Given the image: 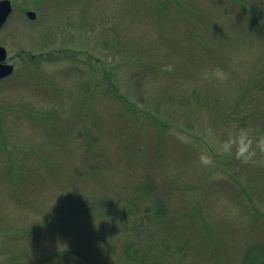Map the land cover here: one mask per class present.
Listing matches in <instances>:
<instances>
[{
  "label": "rangeland",
  "instance_id": "374dc122",
  "mask_svg": "<svg viewBox=\"0 0 264 264\" xmlns=\"http://www.w3.org/2000/svg\"><path fill=\"white\" fill-rule=\"evenodd\" d=\"M242 1L251 26L229 0H11L0 45L14 70L0 79V130L28 173L9 177L2 153L0 264H125L101 248L124 238L98 241L109 220L81 218L82 208L111 197L115 212L138 180L165 198L176 233L191 234L178 264H239L244 248L264 246V151L246 162L221 150L228 131L264 138V0ZM145 63L154 69L132 78ZM103 67L132 109L104 87L91 93ZM145 112L172 123L158 129ZM58 220L73 232L52 229Z\"/></svg>",
  "mask_w": 264,
  "mask_h": 264
},
{
  "label": "trees",
  "instance_id": "16d2710c",
  "mask_svg": "<svg viewBox=\"0 0 264 264\" xmlns=\"http://www.w3.org/2000/svg\"><path fill=\"white\" fill-rule=\"evenodd\" d=\"M231 3H233L234 7H240L243 9L246 13L245 17L243 19L248 21L246 24L249 26L253 25L256 21L254 17V13L248 10L247 3L245 4L242 0H229ZM241 1V2H240ZM226 13H230L229 10H225ZM231 14V13H230ZM114 45H116V40L112 41ZM99 46H101L104 49L111 48V43L108 42L107 39L102 40L99 42ZM113 46V45H112ZM116 54L118 55V51H120L116 46ZM28 58V57H27ZM154 66L153 64L145 63L140 67V71H134L131 74L132 78H138L141 79L144 72L148 70H153ZM103 71V82L95 81L92 82V91L91 93L101 87H104V93L110 94L112 97L116 98L117 100H122V102L129 103V106L131 105L134 107L130 100L127 99L126 96H123L122 94H119V87L115 81H113L112 73L106 70L104 67L101 69ZM143 72L141 75L140 72ZM135 81L136 83L139 82ZM100 88V94L104 95L103 90ZM90 93V89L85 90V96H88ZM198 90H194L192 93V96L196 99L197 96H199ZM139 96V101H141ZM212 96L210 93H207L205 98L208 99V101H211ZM185 98L179 99V104L182 107H185L184 100ZM138 101V102H139ZM225 107L222 109L224 112L227 111H234V106L232 102L225 101L224 102ZM195 105L197 107L201 106V101L197 100L195 101ZM206 105V103H205ZM212 107H215L212 105ZM156 111V109H155ZM147 119L149 122H154V124L157 126L158 129H164L169 125L168 120H160L158 118V115L156 114H150V112H145ZM228 113V112H227ZM225 118H227L226 114H224ZM185 128L191 129V125L188 123H185ZM89 130H85L88 132ZM53 132V131H52ZM80 133V132H79ZM85 134L80 133V136L82 138L85 136ZM87 135V134H86ZM258 136V134H256ZM55 136L60 137V135H57V132H55ZM88 136V135H87ZM89 137V136H88ZM90 138V137H89ZM91 139V138H90ZM0 146L2 145L0 149V156H2V153L6 156L7 161V173L9 177H13L14 175L23 176L28 173V169L26 167L22 168H16L13 164L11 155L8 153L6 149V143L7 139L5 137V134L2 130H0ZM92 141V139H91ZM88 145V144H87ZM87 153L94 152L93 149L90 148V146L82 147ZM92 151H90V150ZM23 159V158H22ZM88 165V163H86ZM235 173H238V171H235ZM164 197L160 196L156 190V188H153L152 186H148V184H144L141 182V180H138L137 185H135L130 192V196L126 198L125 201L128 203H125L124 207L118 208L115 212H112V206L114 205L112 202L111 197H95L85 205L84 208H82V215L81 218H92L96 220H100L103 222L105 219V222L109 220L106 224V226L102 227V231L97 235V240L101 243L104 242L107 237L113 238L115 240L117 236V240L119 238H124L121 242L120 248L114 245H109L108 241L106 245H102L103 253L102 255L105 256H111L116 257L117 260H120L122 263L125 264H178L179 260H175L173 255H178L179 251L183 248H189L187 245L189 241H191V234L187 233L184 234V232H178L176 233L177 228L172 227L169 224H171L170 221L165 220V216L167 214V205L164 201ZM148 200V201H145ZM81 210V208H80ZM114 217V222L111 224L110 219ZM103 219V220H102ZM174 223V222H173ZM119 224L122 226L121 229H119ZM168 224V225H167ZM54 228L60 229H66L67 231H71L69 228H66L64 226V222L58 220L54 221L53 224ZM159 225V227L153 228V226ZM174 225V224H173ZM207 225V224H206ZM50 226V225H48ZM47 226V227H48ZM209 227V225H207ZM43 228L42 226H35V229H32L31 232L36 231L37 232ZM46 228V227H45ZM73 228V226H71ZM210 228V227H209ZM208 228V229H209ZM88 229H85L82 231V233L87 232ZM173 231V232H172ZM180 231V230H179ZM169 232V235L167 233ZM172 234H171V233ZM68 233V232H67ZM98 231L96 232V234ZM181 233L180 235H177ZM95 234V235H96ZM34 235V233H32ZM12 236V234H9V237ZM78 236V235H77ZM172 236H178L180 238V242L172 243V240H169L168 237ZM73 246H68L67 250L68 252L73 253H79L78 250L76 251L74 249H71ZM239 264H264V246L260 244H253L248 246L247 248L243 249L242 255L240 257ZM14 261V260H13ZM12 262V260L10 261ZM36 264H42V261Z\"/></svg>",
  "mask_w": 264,
  "mask_h": 264
},
{
  "label": "clouds",
  "instance_id": "9594fccd",
  "mask_svg": "<svg viewBox=\"0 0 264 264\" xmlns=\"http://www.w3.org/2000/svg\"><path fill=\"white\" fill-rule=\"evenodd\" d=\"M221 150L224 154L233 155L235 158L247 162L256 155L257 150L264 151V138L254 136L250 128L228 131L226 138L222 142ZM211 162L210 159L203 160L205 164H210Z\"/></svg>",
  "mask_w": 264,
  "mask_h": 264
},
{
  "label": "water",
  "instance_id": "95a60500",
  "mask_svg": "<svg viewBox=\"0 0 264 264\" xmlns=\"http://www.w3.org/2000/svg\"><path fill=\"white\" fill-rule=\"evenodd\" d=\"M11 12V4L9 0H0V28L5 23L8 15ZM26 16L29 19L35 17L33 11H27ZM6 50L3 46H0V79L9 75L13 71V66L5 62Z\"/></svg>",
  "mask_w": 264,
  "mask_h": 264
}]
</instances>
